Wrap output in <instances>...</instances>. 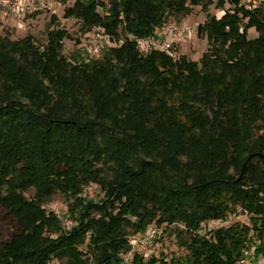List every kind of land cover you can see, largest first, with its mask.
I'll return each instance as SVG.
<instances>
[{
    "label": "trees",
    "instance_id": "obj_1",
    "mask_svg": "<svg viewBox=\"0 0 264 264\" xmlns=\"http://www.w3.org/2000/svg\"><path fill=\"white\" fill-rule=\"evenodd\" d=\"M240 1H75L63 19L107 37L99 59L66 60L69 36L54 16L45 46L0 36V221L9 236L0 264L264 259V7L248 12ZM226 4L219 19L209 15ZM198 7L207 19L196 35L208 49L197 62L136 50L132 38ZM89 187L94 199L83 197ZM55 193L69 229L45 208ZM150 228L159 232L151 249L177 228L186 255L155 249L125 262L129 241Z\"/></svg>",
    "mask_w": 264,
    "mask_h": 264
},
{
    "label": "rangeland",
    "instance_id": "obj_2",
    "mask_svg": "<svg viewBox=\"0 0 264 264\" xmlns=\"http://www.w3.org/2000/svg\"><path fill=\"white\" fill-rule=\"evenodd\" d=\"M75 1L78 0H66L65 3L60 0H26L28 12L22 19L13 17L10 13L0 8V36L7 37L12 41H19L27 36H31L39 46H45L47 42L48 30H52V28H54V26L52 27L49 24L51 16H54L57 23L55 27L63 29V31H65L69 36V39L63 42L61 52L62 56L69 61L70 57L74 53H78L80 55V59H90L89 47L96 27L90 29L87 34H83L81 30L82 25L77 19H63L64 9L71 7ZM216 1L217 0H214V2ZM241 2L242 0L240 3ZM229 9L231 8L228 4H226L223 9H215L214 6H211L209 9V15L219 19ZM206 19V14L201 11L200 7L193 9L191 15L189 16L172 17L169 19L171 23L176 22L178 25L191 26L195 29L194 34L181 42L179 45H176L172 50V53L176 58L184 56L190 61L197 62L201 58L202 54L207 52V39L200 38L196 35L197 27L202 25ZM257 36L258 34L254 29H250L248 31L249 40L255 39ZM87 37L90 39L87 40ZM106 38L107 37L104 39L107 41ZM76 40H79L80 42L78 45L76 44ZM259 135L260 134H257L256 137ZM96 195L97 189L89 187L83 194V197H86L87 199H94ZM25 197L27 199H33L34 191H28L25 193ZM45 208L60 217L65 229H69L71 227L72 223L66 216L67 203L61 194H53L50 201L45 205ZM241 214L242 213L238 214L240 217L239 221L243 220ZM1 216L2 215L0 214V219ZM234 222V217H231V219L228 220L227 225H232ZM6 227L7 225L5 226L0 221V243L6 242L9 238ZM176 229L177 228L170 231L166 230L154 244V247H157L155 249L159 250L160 253L165 255L168 259L183 257L186 255L185 248L178 243V239L175 237L176 235L174 231ZM155 249L152 248V251H155ZM80 250L85 254L87 252L85 248H80ZM88 257V255L85 256V258ZM63 263L64 262H58L56 260L51 262V264Z\"/></svg>",
    "mask_w": 264,
    "mask_h": 264
},
{
    "label": "built area",
    "instance_id": "obj_3",
    "mask_svg": "<svg viewBox=\"0 0 264 264\" xmlns=\"http://www.w3.org/2000/svg\"><path fill=\"white\" fill-rule=\"evenodd\" d=\"M240 6L248 12H254L264 7V0H242ZM0 8L18 19H22L28 12L26 0H0ZM194 32L195 29L191 26L166 23L160 27L154 36L132 38V40L136 50L144 56H148L153 52L172 53L176 45L188 39ZM103 40L104 37L101 31L95 29L89 47L90 59H99L101 57ZM158 233L157 229L150 228L139 240L129 241L130 250L123 256L124 261L128 262L137 253L143 254L145 257L153 253L149 245L157 237ZM256 264H264V259H261Z\"/></svg>",
    "mask_w": 264,
    "mask_h": 264
}]
</instances>
